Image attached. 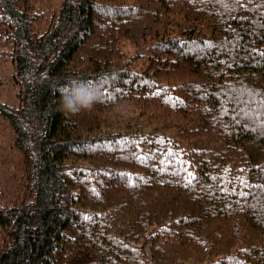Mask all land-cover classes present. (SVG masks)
<instances>
[{
  "label": "trees",
  "instance_id": "16d2710c",
  "mask_svg": "<svg viewBox=\"0 0 264 264\" xmlns=\"http://www.w3.org/2000/svg\"><path fill=\"white\" fill-rule=\"evenodd\" d=\"M6 62L0 264H264V0H0Z\"/></svg>",
  "mask_w": 264,
  "mask_h": 264
},
{
  "label": "rangeland",
  "instance_id": "374dc122",
  "mask_svg": "<svg viewBox=\"0 0 264 264\" xmlns=\"http://www.w3.org/2000/svg\"><path fill=\"white\" fill-rule=\"evenodd\" d=\"M60 0H37L41 7L49 8L52 12H57ZM121 48L128 54L132 49L129 42L125 39L121 40ZM144 59L139 60L138 64H143ZM6 62L3 67H0V72L3 74L5 80L0 85V99L12 105L19 103L16 94L15 84L9 79L12 71V64ZM10 132L6 119H1L0 123V200L11 195L16 191L18 184L17 174L19 172L18 166L21 159L19 151L12 147L9 140ZM16 179V181H15ZM4 237L0 234V247L4 244Z\"/></svg>",
  "mask_w": 264,
  "mask_h": 264
},
{
  "label": "clouds",
  "instance_id": "9594fccd",
  "mask_svg": "<svg viewBox=\"0 0 264 264\" xmlns=\"http://www.w3.org/2000/svg\"><path fill=\"white\" fill-rule=\"evenodd\" d=\"M107 84L85 79H69L60 88L59 110L66 117L91 110L100 102Z\"/></svg>",
  "mask_w": 264,
  "mask_h": 264
}]
</instances>
